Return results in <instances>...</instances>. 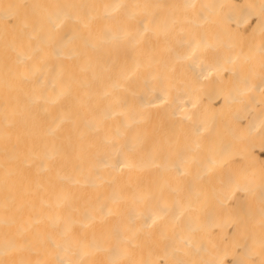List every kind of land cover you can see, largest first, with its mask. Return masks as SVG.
<instances>
[{"label": "bare ground", "instance_id": "1", "mask_svg": "<svg viewBox=\"0 0 264 264\" xmlns=\"http://www.w3.org/2000/svg\"><path fill=\"white\" fill-rule=\"evenodd\" d=\"M0 264H264V0H0Z\"/></svg>", "mask_w": 264, "mask_h": 264}, {"label": "rangeland", "instance_id": "2", "mask_svg": "<svg viewBox=\"0 0 264 264\" xmlns=\"http://www.w3.org/2000/svg\"><path fill=\"white\" fill-rule=\"evenodd\" d=\"M253 1H259V0H253Z\"/></svg>", "mask_w": 264, "mask_h": 264}]
</instances>
